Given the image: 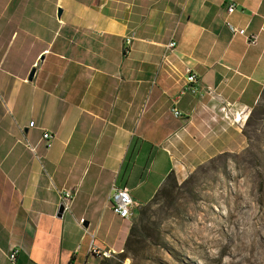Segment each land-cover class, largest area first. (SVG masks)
Wrapping results in <instances>:
<instances>
[{
	"label": "crops",
	"instance_id": "1",
	"mask_svg": "<svg viewBox=\"0 0 264 264\" xmlns=\"http://www.w3.org/2000/svg\"><path fill=\"white\" fill-rule=\"evenodd\" d=\"M44 6L54 30L38 24ZM263 93L264 0H0V264L120 255L181 163L240 150L234 118ZM114 188L132 218L113 212Z\"/></svg>",
	"mask_w": 264,
	"mask_h": 264
},
{
	"label": "rangeland",
	"instance_id": "2",
	"mask_svg": "<svg viewBox=\"0 0 264 264\" xmlns=\"http://www.w3.org/2000/svg\"><path fill=\"white\" fill-rule=\"evenodd\" d=\"M43 9L38 24L54 30ZM238 122L240 150L181 163L133 219L127 257L106 264H264V95Z\"/></svg>",
	"mask_w": 264,
	"mask_h": 264
},
{
	"label": "built area",
	"instance_id": "3",
	"mask_svg": "<svg viewBox=\"0 0 264 264\" xmlns=\"http://www.w3.org/2000/svg\"><path fill=\"white\" fill-rule=\"evenodd\" d=\"M235 11V6L234 5H230L228 8H227V14L230 15L232 14L233 12ZM227 25V28L229 30V32L232 34V35H241L243 36L245 34V30L244 29H237L236 27L230 25V24H226ZM131 41H132V38H126L125 39V47L126 48H129L130 45H131ZM176 47V43L174 41H170L166 47H165V50H173L174 48ZM186 75H187V83L189 85H193L196 83V80H195V77L193 75H191V73L189 71H186ZM173 115L175 117H177L179 114L176 110H173ZM234 122L236 124H238V117H235L234 118ZM29 127L32 128L33 127V123H30L29 124ZM42 139L46 142V147L49 146V140L52 139V137L47 134V133H44L43 136H42ZM110 203L112 205V209H113V212L115 213V215L119 218V219H122V220H128L130 218L133 217V211L134 209L136 208L134 203H133V200L130 196V193L127 189H117V188H114L113 191H112V194L110 195ZM70 202V196L69 195H65L63 197V199L61 200V204H63L64 208H65V212L68 211V204ZM79 224H82V222L80 221ZM90 254L93 255V256H102L103 258H110V255L108 253H104V252H100L98 249L96 248H91L90 250ZM9 259L11 261L14 260V256L11 255L9 257Z\"/></svg>",
	"mask_w": 264,
	"mask_h": 264
},
{
	"label": "trees",
	"instance_id": "4",
	"mask_svg": "<svg viewBox=\"0 0 264 264\" xmlns=\"http://www.w3.org/2000/svg\"><path fill=\"white\" fill-rule=\"evenodd\" d=\"M264 95V93H263ZM262 95V96H263ZM171 176H169L168 178H170ZM167 178V179H168ZM140 212V211H139ZM136 236V231H135V227L132 225L130 230H129V234L127 236V239L125 241V245H124V251L123 253H121L120 255H117L118 258L120 259V261L124 260L127 257V254L130 252L131 250V246H132V239H134Z\"/></svg>",
	"mask_w": 264,
	"mask_h": 264
},
{
	"label": "water",
	"instance_id": "5",
	"mask_svg": "<svg viewBox=\"0 0 264 264\" xmlns=\"http://www.w3.org/2000/svg\"><path fill=\"white\" fill-rule=\"evenodd\" d=\"M61 16V10L58 9L57 10V17L59 18ZM35 71L31 70V72L29 73V77H28V81H31L33 78ZM65 213V208L63 206V204H60L56 213V218L61 219L63 214Z\"/></svg>",
	"mask_w": 264,
	"mask_h": 264
}]
</instances>
